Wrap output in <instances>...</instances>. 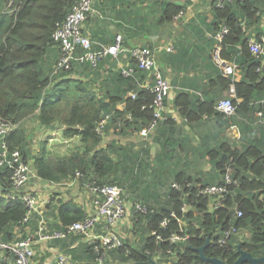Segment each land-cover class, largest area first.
I'll return each instance as SVG.
<instances>
[{"label": "trees", "instance_id": "trees-1", "mask_svg": "<svg viewBox=\"0 0 264 264\" xmlns=\"http://www.w3.org/2000/svg\"><path fill=\"white\" fill-rule=\"evenodd\" d=\"M261 1L263 0H233L222 7L214 6L213 3L210 22L213 27L212 34L220 29L221 24L228 28L221 40L219 55L222 59L235 61L240 72L233 76L235 98L232 100L236 108L234 114L225 116L214 108L213 100L192 98L190 93L181 91L176 95L174 105L180 109L188 122H198L204 115L212 116L218 124L217 131L224 132L226 128L238 125L242 132H245L246 127L244 128L242 123L236 124V115L264 112V62L248 51L247 37L241 31L239 23L244 19L245 24H248L255 11L260 9ZM73 2L74 0H0V116L18 123L6 134L5 143L7 147L18 148L23 153L26 136L21 121L32 115L45 128L63 126L65 137L78 135L83 144L82 150L64 156L49 157L42 149L34 159V168L41 178L59 181L76 176L87 182L95 180L100 184H118L115 180L121 170L122 176L128 181L140 182L147 166L142 169L139 154L130 153L131 146H116L114 152L107 149L108 145L99 147L101 134L95 132V126L105 115H108V118L103 127L104 133L111 128L122 132L125 128L130 129L133 123L136 126L134 128L138 130L147 126L152 118L151 109L148 108L153 99L152 84L149 87L138 85L146 73L135 66L137 73L131 77H123L117 69L109 71L113 84H106L101 97L93 89L91 78L73 77L79 64L85 63L73 62L69 70L56 74H52L50 69L45 70L48 51L51 48L57 49L51 39V33L56 23L64 19ZM180 9L175 3H164L162 20L171 21ZM261 33L264 34V27ZM215 73V77H208L209 82L218 83L222 90L227 89L230 79L223 77L218 70ZM101 81L102 84L105 83L106 77ZM131 92L135 95L133 98L129 95ZM127 114L131 115V120L127 119ZM174 125V121L166 116L158 122L153 136L162 147L157 161L162 165L167 163L169 167H175L180 161V158L173 154L176 151ZM128 131L131 132L132 129ZM247 137H244L243 133L240 139L243 143L239 147L233 143L230 145L226 138L216 139L214 148L206 147L211 156L206 158L211 164L209 171H202L200 175L193 176L185 174V170L179 171L175 172L171 179V182L181 184L186 181L195 185L220 183L225 165L230 164L231 177L236 180V185L228 186L231 193L217 208H212V199L209 196H197L196 187L192 188L190 195H186L168 185L165 204L154 209L142 202L149 213L133 215H137V220L143 216L148 217L144 224L148 235L142 244L130 246L123 242L121 247L109 250L108 255L117 260L118 264H150L149 260L153 259L155 254H164L169 249L174 253L172 261H177L178 264H211L202 261L193 249L202 246L207 237L209 242L203 254L206 257L219 258L224 264H232L235 261L238 257V247L253 257L262 255L264 140L260 136ZM176 144L180 149L183 148L182 142L178 143L176 140ZM131 156L136 159V164L130 163ZM0 184L3 185L2 190L6 191L9 185L8 172H0ZM183 202L190 206L185 213L184 224L189 239L175 244L155 243L154 236L149 232L157 228L159 220L170 211L179 215ZM235 206L241 211L240 216H236ZM25 211V205L19 199L5 201L0 197L2 242L19 239L16 233L12 232V228L21 226L20 221ZM59 216L64 226L85 217L83 211L74 205L61 207ZM229 225H235L239 231L247 229L248 237L241 239L236 233L230 236L225 244L220 245L218 239ZM162 234L165 236L167 233ZM20 237L24 238V234ZM89 247L87 252L94 253L92 247ZM0 264H15L13 254L0 250ZM242 264L250 263L245 261Z\"/></svg>", "mask_w": 264, "mask_h": 264}, {"label": "crops", "instance_id": "crops-1", "mask_svg": "<svg viewBox=\"0 0 264 264\" xmlns=\"http://www.w3.org/2000/svg\"><path fill=\"white\" fill-rule=\"evenodd\" d=\"M216 1L93 0L90 14L82 22V34L90 39L91 46L94 49L110 45L117 35L120 36L122 50L115 58L105 56L94 67L86 62H83L85 64H79L76 68L77 70L73 67V71L75 70L73 77L81 79L91 78L93 89L97 91L99 96L102 97L106 84H113L112 74H108L109 71H116L117 69L120 72V68L128 64L137 68L135 58L129 54V50L136 46H146L152 51L156 66L170 84L171 92L169 91V95L165 99V115L169 116L175 123L173 136L175 138L174 148H176V151L173 154L180 158L175 167H169L167 163L162 165L157 161V156L162 153V147L156 139H153L156 128L146 136L134 128L136 127L134 123L131 125V132L127 128L122 132H116L111 128L108 131L116 135H127L126 141L121 142L111 139L106 144L103 141H100L99 144L101 148L108 145L107 149L111 152H114L116 146H125L127 148L131 146L130 153H138L140 160L142 159V169L147 166L143 170L144 175L140 178V182L133 183L128 181L126 177L122 176L123 172L121 170L115 180L122 190L126 212L123 219L113 226V230L123 239L124 243L130 246H140L145 236L148 235V232L145 233L147 230L144 226L148 217L143 216L140 220H137V217H133L134 202L136 200L145 202L154 209L166 203L165 197L162 200L160 199L169 188L158 177V174L168 172L170 179H172L175 172L184 170L187 172L185 174L190 176L200 175V173L207 172L211 168L210 162L206 160L207 157H211L209 151H206V147L214 148L216 139L223 140L226 138L229 140L230 145L233 143L239 147L243 143L240 141L243 133L244 137H252V130L255 129L260 130L261 134H264L261 129L264 126V117H258L257 120L255 116L254 119V112L249 115H236V124L242 123V126L246 127L245 132H242L238 125V128L236 125H232L226 128L224 132H221L217 131L218 124L212 116L204 115L198 122H188L184 115L181 114L180 109L174 105V99L178 92L184 91L190 93L192 98L199 97L201 100H213L214 108L217 110V102L228 94L227 89L224 88L222 90L218 83L209 82L208 78L215 77L216 70L222 74L219 65L212 59L215 40L212 34L213 27L210 25L212 12L210 17L209 12L213 3L216 6ZM166 2L175 3L181 7L179 13L171 21L162 20L163 7ZM257 17L259 18L257 19ZM249 20L250 22L245 24V35L264 36L261 33L264 27V0L260 3V9L256 10L255 15ZM182 37L189 39V49V45L183 46L182 42H180ZM55 45L58 50L51 48L52 50L48 51L44 66L45 70L48 71L50 69L52 74L59 72H53L54 63L59 54L58 45L56 43ZM142 72H145L146 75L143 76L142 81L138 82V85L149 87L153 83V73ZM239 73V70L236 69L234 75L237 76ZM222 76L225 77L223 74ZM104 77H106V82L102 84L101 79ZM175 87L178 91L176 94H172V88ZM29 119L34 120L32 125ZM62 127L45 128L32 115H28L22 120V130L26 139L25 146L22 148L23 153L21 151V154L29 164L30 181L20 190H13L9 184L6 187L7 190L4 191L2 190L3 185L0 184V197L5 201L17 198L23 202L25 208V202L19 198L23 192L30 191L37 197V210L31 213L27 221L22 222L21 220L20 227L15 226L12 228V232L16 233L19 239H21L20 236L22 234H24V238H34L32 244L33 254L31 256L32 264H52L61 253L68 255L73 264H95V253L92 252L91 255L86 249L89 246L92 247V243L97 241L81 232H70L65 236L50 239H37V236H35L40 227L48 233L60 232L66 227L59 216L61 207L74 205L83 211L84 216L94 214L96 211L93 203L94 193L89 185L100 182L95 180L87 182L76 176L59 181H49L38 176L34 168V159L42 149L49 157H53L52 155H70L75 151L82 150L83 144L80 141V136L74 135L67 138L63 135ZM57 130H61L62 133L59 135ZM231 130L232 136L230 134ZM55 132L57 133L56 138L51 137L50 135L56 134ZM72 140L73 144L71 143ZM176 140L178 143L182 142V149L176 144ZM54 142L61 145L60 149L53 150L51 146ZM151 143L157 145L156 153L150 151ZM131 157L130 163L136 164L134 156ZM199 165H201L200 168ZM192 167L194 168L192 169ZM188 168L191 169L190 173L187 171ZM8 192H12L16 197L5 198ZM188 209H190V206H188ZM93 231L100 234L101 224L96 223ZM241 231H244L245 235L241 233L240 238H247L248 230L244 229ZM132 233L135 234L132 235ZM105 260L109 264H118L117 260L115 261L108 253ZM151 260L154 261V259Z\"/></svg>", "mask_w": 264, "mask_h": 264}, {"label": "built area", "instance_id": "built-area-1", "mask_svg": "<svg viewBox=\"0 0 264 264\" xmlns=\"http://www.w3.org/2000/svg\"><path fill=\"white\" fill-rule=\"evenodd\" d=\"M233 2V0H217L216 6L222 7L226 3ZM92 0H74L70 9L64 16V19L56 23L51 39L58 45L59 54L53 66V72L66 71L72 67L73 62L89 63L91 66H96L100 59L105 56L115 58L122 50L120 43V36L117 35L110 45L102 46L94 49L91 46L90 39L81 33L82 22L88 17L91 11ZM241 31L245 34L246 26L245 20H240ZM228 32L225 24H221L220 29L213 34L215 40V48L212 53V59L219 65L222 74L230 79L227 87L228 94L221 98L216 108L225 116H230L235 112L236 104L233 103L235 97L234 79L233 75L238 69L235 61L222 59L219 55L221 48V40ZM246 36V35H245ZM247 49L256 58L264 62V36H246ZM129 54L135 58L137 68L141 71L153 73V83L151 85V92L153 99L148 108L151 109L152 118L145 128H141L139 132L146 136L153 132L160 120L165 119V99L169 95L170 84L166 77L156 66V61L152 51L146 46H136L129 50ZM123 76H133L135 72L134 66L128 64L120 68ZM134 97V93L129 94ZM259 118L264 117L263 111H257ZM128 120H131V115H126ZM108 115H105L95 126V132L104 134L103 127L106 123ZM18 125L9 119L0 116V172H8V181L13 190H20L27 180L30 178V167L26 160H24L21 151L18 148H9L5 143V137L8 132L13 130ZM232 166L226 164L223 169L222 182L213 184H193L191 182H184L183 184L172 181L170 187L179 192H184L186 195L191 194L192 188L196 187L195 192L197 196H209L212 199V208H217L221 201L231 193L228 186L236 185V180L231 177ZM77 175H80L76 173ZM91 191L94 193L93 203L95 205V213L87 215L84 219L73 222L67 225L60 232H45L42 227L35 233L37 239H50L54 237H62L70 232H81L85 236L92 238L97 242L92 243V249L95 253L96 264H104V258L111 249L119 248L123 245L122 239L113 230V226L121 220L125 215V202L122 197V190L113 183H92L89 185ZM12 192H8L5 198H15ZM26 204L25 215L22 222L27 221L33 211L37 210V197L30 192H23L20 196ZM189 204L183 202L180 206V214L177 215L174 211H170L167 216L162 217L157 228L151 230L150 234L154 236L155 243L169 242L175 244L178 242H185L189 239V234L185 228V213L188 211ZM236 216L241 215V211L234 207ZM148 208L142 202L135 201L133 204V215L146 214ZM137 216V215H136ZM96 223L101 224V233L97 234L93 231ZM235 225H229L222 231L218 242L220 245L226 243L228 238L238 233ZM162 233H167L163 236ZM34 238L25 237L14 241L2 242L0 240V250H7L14 256L15 264H32L31 256L33 254ZM165 253L171 254L169 249ZM52 264H73L71 258L61 253L55 258Z\"/></svg>", "mask_w": 264, "mask_h": 264}, {"label": "rangeland", "instance_id": "rangeland-1", "mask_svg": "<svg viewBox=\"0 0 264 264\" xmlns=\"http://www.w3.org/2000/svg\"><path fill=\"white\" fill-rule=\"evenodd\" d=\"M92 2H93V0H92ZM212 12V10L210 9V12H209V17H210V13ZM205 16V15H204ZM208 16V15H207ZM180 42H182V45L183 46H188L190 43H189V39H187L186 37H182L181 39H180ZM190 48V45L188 46V49ZM176 50H178V49H176ZM177 89H176V87L175 88H172V94H176L177 93ZM170 92H171V89H170ZM255 116H256V118H257V120H258V116H257V114L254 112V119H255ZM30 120V124L32 125V121H34L33 119H29ZM22 122V121H21ZM257 122V121H256ZM262 123V122H261ZM21 123H19V125H20ZM262 125V124H261ZM262 129V131H263V127L261 128ZM56 133V132H55ZM57 133H59V135H60V133H62L61 132V130H57ZM57 133L56 134H54V135H50L51 137H53V138H56V136H57ZM230 134H231V136L233 135L232 134V130H231V132H230ZM151 135V134H150ZM261 135V138L264 140V134H261V132H260V130H255V129H253L252 130V134H251V136L253 137V136H260ZM126 136L127 135H124V136H120V135H116V134H114L113 132H111V131H108V133H104L102 136H101V141H103V143L104 144H106L109 140H111V139H116V140H118V141H121V142H124V141H126L125 139H126ZM149 138V137H148ZM247 138H249V136L247 137ZM74 139H76V138H74ZM57 142H54V144L51 146L52 148H53V150H58V149H60V144H56ZM72 144H73V140H72V142H71ZM150 146H151V150L150 151H153L154 153H156V151H157V145L156 144H153V143H151L150 144ZM191 166V165H190ZM189 166V167H190ZM201 167V165H199V168ZM194 167H192V169H193ZM191 169H187V171L190 173L191 171H190ZM157 174V173H156ZM158 177L164 182V183H166L167 184V186L168 185H170V183H171V179H170V177H169V174H168V172H163V173H160V174H158ZM30 181V178L27 180V182L25 183V185H27L28 184V182ZM24 185V186H25ZM23 186V187H24ZM23 187L21 188V189H23ZM163 197H165V195L164 196H162L161 197V199L160 200H162L163 199ZM134 218L136 217V216H133ZM123 219V217L121 218V220ZM145 233H147V231L145 232ZM150 233V232H149ZM241 233H245L244 231H238V236L240 237V235H241ZM133 234H135V233H132V235ZM245 235V234H244ZM122 241H123V239H122ZM125 241V240H124ZM126 242V241H125ZM153 259H154V261L156 262V263H159V264H170L171 263V261L174 259V253H171V254H168V253H164V254H161V253H158V254H155L154 256H153ZM103 263L104 264H109L108 262H106V260H105V258H104V261H103ZM96 264V263H95Z\"/></svg>", "mask_w": 264, "mask_h": 264}, {"label": "water", "instance_id": "water-1", "mask_svg": "<svg viewBox=\"0 0 264 264\" xmlns=\"http://www.w3.org/2000/svg\"><path fill=\"white\" fill-rule=\"evenodd\" d=\"M208 242H209V238L207 237L202 246L193 248L197 252L199 258L202 261H207L211 264H224L223 261L220 260L219 258L206 257L203 254V250L207 246ZM237 252H238V257L235 259V261L232 264H242L245 261H248L250 264H264V252L259 257H253L250 253H248L243 249H240L239 247L237 249ZM149 263L156 264V262L151 259L149 260ZM171 264H178V262L173 261Z\"/></svg>", "mask_w": 264, "mask_h": 264}]
</instances>
